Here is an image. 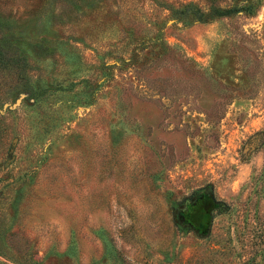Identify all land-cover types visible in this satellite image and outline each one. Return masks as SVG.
Wrapping results in <instances>:
<instances>
[{
    "label": "rangeland",
    "instance_id": "374dc122",
    "mask_svg": "<svg viewBox=\"0 0 264 264\" xmlns=\"http://www.w3.org/2000/svg\"><path fill=\"white\" fill-rule=\"evenodd\" d=\"M0 264H264V0H0Z\"/></svg>",
    "mask_w": 264,
    "mask_h": 264
},
{
    "label": "trees",
    "instance_id": "16d2710c",
    "mask_svg": "<svg viewBox=\"0 0 264 264\" xmlns=\"http://www.w3.org/2000/svg\"><path fill=\"white\" fill-rule=\"evenodd\" d=\"M230 9H225V10H223V11H225V12H227V11H229Z\"/></svg>",
    "mask_w": 264,
    "mask_h": 264
}]
</instances>
